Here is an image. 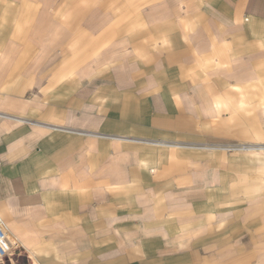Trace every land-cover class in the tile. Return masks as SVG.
Listing matches in <instances>:
<instances>
[{
    "label": "crops",
    "instance_id": "obj_1",
    "mask_svg": "<svg viewBox=\"0 0 264 264\" xmlns=\"http://www.w3.org/2000/svg\"><path fill=\"white\" fill-rule=\"evenodd\" d=\"M5 264H264V0H0Z\"/></svg>",
    "mask_w": 264,
    "mask_h": 264
},
{
    "label": "built area",
    "instance_id": "obj_2",
    "mask_svg": "<svg viewBox=\"0 0 264 264\" xmlns=\"http://www.w3.org/2000/svg\"><path fill=\"white\" fill-rule=\"evenodd\" d=\"M5 232V226L0 221V264H5V260L9 259V257L13 255H16L17 252L21 250L19 249L18 241H11L8 239V237L5 235Z\"/></svg>",
    "mask_w": 264,
    "mask_h": 264
},
{
    "label": "bare ground",
    "instance_id": "obj_3",
    "mask_svg": "<svg viewBox=\"0 0 264 264\" xmlns=\"http://www.w3.org/2000/svg\"><path fill=\"white\" fill-rule=\"evenodd\" d=\"M2 230H3V229H2ZM3 232H4V231H3ZM5 233H6V232H5ZM5 235H6V237H8V239H10L11 241L14 240V239H12V238L8 235V233H6ZM6 241H7V240H6Z\"/></svg>",
    "mask_w": 264,
    "mask_h": 264
}]
</instances>
